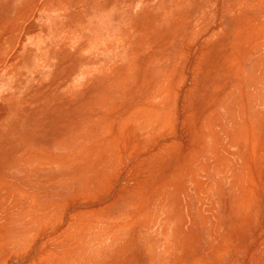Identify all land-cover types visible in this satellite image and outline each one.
Segmentation results:
<instances>
[{"label":"bare ground","instance_id":"1","mask_svg":"<svg viewBox=\"0 0 264 264\" xmlns=\"http://www.w3.org/2000/svg\"><path fill=\"white\" fill-rule=\"evenodd\" d=\"M0 264H264V0H0Z\"/></svg>","mask_w":264,"mask_h":264}]
</instances>
